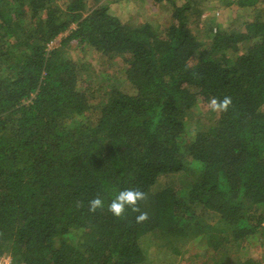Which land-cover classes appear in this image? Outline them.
Segmentation results:
<instances>
[{
    "label": "trees",
    "instance_id": "16d2710c",
    "mask_svg": "<svg viewBox=\"0 0 264 264\" xmlns=\"http://www.w3.org/2000/svg\"><path fill=\"white\" fill-rule=\"evenodd\" d=\"M164 1L168 20L153 28L102 0H0V256L11 264H151V251L171 264L264 234V0H224L250 17L225 25L202 0ZM225 96L227 112L188 118ZM125 189L146 193L147 220L107 210ZM97 196L105 208L89 212ZM262 240V263L239 264H264Z\"/></svg>",
    "mask_w": 264,
    "mask_h": 264
},
{
    "label": "rangeland",
    "instance_id": "374dc122",
    "mask_svg": "<svg viewBox=\"0 0 264 264\" xmlns=\"http://www.w3.org/2000/svg\"><path fill=\"white\" fill-rule=\"evenodd\" d=\"M104 3L109 4L110 10H112L123 22H130L131 24H141V23H149L153 28L157 27L159 24H163L168 20L170 12L172 10V6L170 8H165L160 4L165 5V1H160L156 7L151 4L150 0H102ZM183 0H175V3L178 5ZM224 0H202V5L205 9L204 13H207L209 16L214 15L215 21L220 23L221 25H225L226 22L233 21L232 23L239 24L245 19H249L250 17L246 15V12L238 11L235 9L228 7L227 9H223L222 6L225 5ZM169 5V4H168ZM235 17V19H234ZM238 17V18H236ZM62 36V35H61ZM60 35L56 37L52 42L49 43V46H53L58 43L60 40ZM73 56L76 58H82L84 60L90 61L92 65L96 68L95 70L101 75H105L112 70V77H115L119 80L120 77L117 76L115 71V66L111 67V64L107 66H102L100 62V55L94 53V51L85 49L83 51H79L77 49L72 51ZM88 79L91 80V84L94 85L97 82V74L94 73L88 76ZM97 85V84H96ZM95 85V86H96ZM213 111L208 107V103L197 102L196 105L190 110L188 118L192 121H197L199 119H206L208 117L212 118ZM203 121V120H202ZM193 123V122H191ZM264 234H260L257 238L252 239L250 241H246L243 244L242 248H239L237 251L231 249L228 252H225L222 255H216L214 257H207L205 254V250L197 251V256H194V253H183V256L172 262L171 264H239L241 260L253 258L258 262L262 263V252L261 246L259 243L263 241ZM160 241V240H159ZM162 239V243H164ZM176 246L180 248L183 246L182 241L174 243ZM173 244V245H174ZM160 245V242H158ZM182 245V246H181ZM186 245V244H185ZM236 252V253H235ZM210 253V252H209ZM151 258L154 260L151 264H164L165 256L162 253H150Z\"/></svg>",
    "mask_w": 264,
    "mask_h": 264
},
{
    "label": "clouds",
    "instance_id": "9594fccd",
    "mask_svg": "<svg viewBox=\"0 0 264 264\" xmlns=\"http://www.w3.org/2000/svg\"><path fill=\"white\" fill-rule=\"evenodd\" d=\"M233 101L230 96H225L222 100L216 97L210 98L208 107L213 112H227ZM147 199L146 193L139 189H125L119 191L115 198L107 205V210L116 218H125L130 209L133 213H138L135 217L137 222L148 219V213L141 211L139 202ZM105 208L104 201L99 197H95L88 202V211L95 213L98 209L103 211Z\"/></svg>",
    "mask_w": 264,
    "mask_h": 264
},
{
    "label": "built area",
    "instance_id": "2783aa9c",
    "mask_svg": "<svg viewBox=\"0 0 264 264\" xmlns=\"http://www.w3.org/2000/svg\"><path fill=\"white\" fill-rule=\"evenodd\" d=\"M0 264H11L10 257L8 255L0 256Z\"/></svg>",
    "mask_w": 264,
    "mask_h": 264
}]
</instances>
